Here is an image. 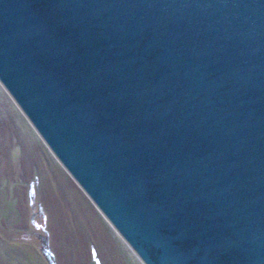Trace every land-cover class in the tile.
I'll list each match as a JSON object with an SVG mask.
<instances>
[{
    "label": "water",
    "instance_id": "water-1",
    "mask_svg": "<svg viewBox=\"0 0 264 264\" xmlns=\"http://www.w3.org/2000/svg\"><path fill=\"white\" fill-rule=\"evenodd\" d=\"M0 86L141 264H264V0H0Z\"/></svg>",
    "mask_w": 264,
    "mask_h": 264
},
{
    "label": "rangeland",
    "instance_id": "rangeland-1",
    "mask_svg": "<svg viewBox=\"0 0 264 264\" xmlns=\"http://www.w3.org/2000/svg\"><path fill=\"white\" fill-rule=\"evenodd\" d=\"M0 264H141L1 86Z\"/></svg>",
    "mask_w": 264,
    "mask_h": 264
}]
</instances>
